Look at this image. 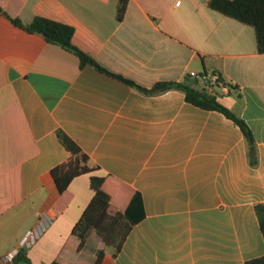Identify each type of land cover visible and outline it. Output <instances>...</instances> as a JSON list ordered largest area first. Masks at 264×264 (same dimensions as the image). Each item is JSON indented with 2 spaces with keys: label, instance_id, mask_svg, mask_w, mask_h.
I'll list each match as a JSON object with an SVG mask.
<instances>
[{
  "label": "crops",
  "instance_id": "crops-1",
  "mask_svg": "<svg viewBox=\"0 0 264 264\" xmlns=\"http://www.w3.org/2000/svg\"><path fill=\"white\" fill-rule=\"evenodd\" d=\"M119 1L0 0V258L23 251L31 264H244L263 255L255 205L264 204V53L253 28L208 0H127L119 20ZM8 16L71 25L72 43L110 73L81 66ZM190 72L236 86L214 89L251 129L256 165L224 114L187 102L181 90L144 93L116 76L150 90ZM57 129L97 167L70 181L60 214L50 172L70 153ZM91 174L116 177L141 200L116 256L94 230L79 250L72 234L93 194Z\"/></svg>",
  "mask_w": 264,
  "mask_h": 264
},
{
  "label": "trees",
  "instance_id": "trees-1",
  "mask_svg": "<svg viewBox=\"0 0 264 264\" xmlns=\"http://www.w3.org/2000/svg\"><path fill=\"white\" fill-rule=\"evenodd\" d=\"M126 3L127 0L119 1L117 8V18L119 20L124 14ZM207 5L209 8L227 17L252 27L254 30L256 50L259 53H264V0H208ZM8 18L17 27L29 33L39 34L47 42L58 44L73 52L78 56L81 66L91 64L100 71L110 73L72 43L74 28L71 25L42 16L34 17L27 24H24L18 18L9 16ZM116 76L144 93L168 89L181 90L184 92L187 102L202 109L215 110L224 114L238 125L243 133L248 145L249 163L252 166L257 164L255 142L251 129L244 119L238 117L218 99V92L214 89L215 87L224 86L228 89H236L235 85L224 82L220 75H217V78L214 80L212 77H208L206 72L200 74V79L188 73L180 81L159 82L150 90L136 85L131 80L124 79L118 75ZM56 136L61 145L70 153L69 158L65 162L52 168L50 172L59 194L63 196L62 199L53 205L55 213L60 214L71 197L68 192L70 181L78 175L92 172L97 167H91L89 165L87 154L82 151L78 143L66 132L62 129H57ZM89 187L93 193L92 197L72 229V234L76 235L79 239L77 249L82 248L87 234L91 230H94L104 242L105 246L111 250L112 255L116 256L120 252L133 224L141 216L140 197L132 187L110 174H91L89 176ZM120 201L124 203L122 208H119L117 205ZM255 211L259 228L264 238V204H256ZM102 256L103 252L99 251L97 261H100ZM10 264H31V262L23 251H18L13 256ZM51 264L60 263L53 261ZM244 264H264V254L248 259Z\"/></svg>",
  "mask_w": 264,
  "mask_h": 264
},
{
  "label": "built area",
  "instance_id": "built-area-1",
  "mask_svg": "<svg viewBox=\"0 0 264 264\" xmlns=\"http://www.w3.org/2000/svg\"><path fill=\"white\" fill-rule=\"evenodd\" d=\"M190 75L193 76V77H196V78H198V79L201 78L200 74H197V73H195V72H190ZM216 78H217L216 75H214V76L212 77V79H214V80H215ZM29 234H30V235H33L34 232H33V231H30ZM13 256H14V255L10 254V255H5V256L1 257V258H0V264H10V262H11Z\"/></svg>",
  "mask_w": 264,
  "mask_h": 264
},
{
  "label": "rangeland",
  "instance_id": "rangeland-1",
  "mask_svg": "<svg viewBox=\"0 0 264 264\" xmlns=\"http://www.w3.org/2000/svg\"><path fill=\"white\" fill-rule=\"evenodd\" d=\"M218 91H219V88L218 87H215Z\"/></svg>",
  "mask_w": 264,
  "mask_h": 264
}]
</instances>
